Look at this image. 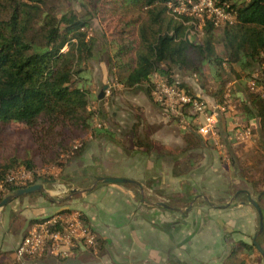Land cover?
Segmentation results:
<instances>
[{
  "label": "crops",
  "instance_id": "obj_1",
  "mask_svg": "<svg viewBox=\"0 0 264 264\" xmlns=\"http://www.w3.org/2000/svg\"><path fill=\"white\" fill-rule=\"evenodd\" d=\"M181 73L174 74L176 80L191 86L206 107L213 110L218 104L203 84L196 89L191 78L195 75L186 77ZM211 81L216 83L213 79ZM227 85H232L235 97L245 95L237 80L231 78ZM123 86L128 88L132 98L128 100L129 107H134L135 111L126 107L127 116H119L124 110L116 106L110 119L104 122L106 133L98 137L89 134V140L78 157L81 168L77 164L66 166L68 177L63 178L59 186L68 187L69 192L78 190V193H59L60 188L54 193L57 198H52L50 206L34 212L28 209L27 221L17 220L20 227L15 238H6L3 234L9 230L8 216L17 210V205L5 211L2 216L5 226L0 227V264H15L12 262L13 250L26 232L28 220L27 229L40 218L62 213L59 211L65 207L70 210L62 214L76 210L85 216L99 238L98 248L90 250L79 244L66 258L42 255L27 257L20 264H196L197 243L203 248L217 245V238L223 237L226 231L250 232L255 226L257 212L249 201L211 211L198 207L196 213L182 212L180 203L189 202V207L194 206L193 202L199 196L226 199L232 189L237 190L236 196H246L244 190L250 192L252 187L246 178L237 175L228 156H239L232 146L243 144L248 148L255 145L257 118L240 113L232 101L218 114L217 129L222 149L214 147L211 139L197 131L193 137L196 141L190 146L184 138L188 127L181 124L180 117L169 116L158 104L148 101L143 94L145 84ZM184 117L191 119L188 114ZM236 131L244 132L243 141L234 137ZM83 168H87L85 174L80 171ZM78 171L81 174L75 175ZM106 176L133 179L140 186L98 180ZM25 198L29 199L23 200L27 202L24 205L30 207L27 204L31 203V197ZM40 202L39 198L37 203ZM6 206L0 210H6ZM260 206L264 209L262 202ZM202 213L206 222L200 223ZM201 238H206L207 242L196 241ZM5 240L11 242L10 248H6L9 246H5Z\"/></svg>",
  "mask_w": 264,
  "mask_h": 264
},
{
  "label": "trees",
  "instance_id": "obj_2",
  "mask_svg": "<svg viewBox=\"0 0 264 264\" xmlns=\"http://www.w3.org/2000/svg\"><path fill=\"white\" fill-rule=\"evenodd\" d=\"M76 1L80 5L91 2ZM169 1L172 0H121L123 6L143 16L137 26V44L132 49L122 47L126 55L133 52V58L125 62L119 61L118 53L114 56L120 69L128 71L126 75L120 73L118 80L125 86L143 83L150 96L157 75L195 95L189 85L176 80L173 69L195 74L217 104L227 106L233 101L240 113L257 118L256 146L264 153V0H215L234 11L235 20L221 26L207 20L201 27V41L189 37L193 19H177L168 13ZM56 3L57 0H0V122L23 123L32 140L38 141L39 148L49 150L52 157L58 155L59 147L69 148L67 141L80 134L98 137L107 131L104 122L99 128L92 126L94 111L84 87L85 64L96 42L87 31L91 18ZM216 28H221L219 38L214 35ZM217 41L222 48L216 47ZM231 78L241 84L243 97H235L232 86L227 88ZM186 129L191 146L196 141V126ZM16 163L34 170L33 158H12L0 164V181ZM247 181L251 184V180ZM18 188L5 185L0 190V200ZM261 191L256 188L250 192L258 195ZM37 193L40 192L26 195ZM260 202H264V196ZM262 211L264 215L263 208ZM79 217L91 231L81 212ZM98 246L96 235L94 244L86 245L90 250ZM254 249L252 243L240 241L219 264H246L241 253L251 256Z\"/></svg>",
  "mask_w": 264,
  "mask_h": 264
},
{
  "label": "rangeland",
  "instance_id": "obj_3",
  "mask_svg": "<svg viewBox=\"0 0 264 264\" xmlns=\"http://www.w3.org/2000/svg\"><path fill=\"white\" fill-rule=\"evenodd\" d=\"M87 0H84L86 2ZM90 4H82L80 5L76 0H57L56 5L58 7H65L73 9L78 15H87L91 18L90 26L87 31L89 35H92L96 38V42L94 45V49L92 52V57L85 64L87 67L84 79V87L89 93V104L94 111V118L92 121V126L94 128H99L96 126L97 123L105 122L106 119H110L111 114L114 110H116V106H121L124 111H121L119 116H127L126 107L128 109H132L131 111H135L134 107L131 106L129 99L132 98L129 95L128 88L124 87L120 81L118 80L119 74H124V70L120 69L118 61H115V55L118 53L119 61H130L133 58V52H128L126 55L123 48L132 49L137 44V26L140 19L143 16V13L136 11L135 9L128 8L127 6H123L121 0H90ZM171 15V13L168 11ZM172 16V15H171ZM175 18V17H174ZM178 19V18H177ZM188 22L186 24H191ZM198 21L194 20V24H191L192 27L189 28L188 34L189 37L193 38L196 41H201L203 37L202 29L198 25ZM221 33V28H216L214 30L215 38H219ZM217 48H222V44L217 41ZM123 50V52H122ZM119 51V52H118ZM121 51V52H120ZM122 70V71H120ZM174 74L178 71L177 69H173ZM205 73L208 72L207 67L205 68ZM106 73V77H105ZM84 75V74H83ZM187 77L189 73H181ZM194 76V74H191ZM191 77V76H189ZM194 84H196V89L198 86L202 85L203 81L195 75L191 77ZM119 81V82H118ZM107 86L106 89L103 90V87ZM232 85H228L227 88H230ZM191 87V86H190ZM192 88V87H191ZM104 91V94L101 98H99V93ZM147 87L145 94V98L150 102H155L153 100V88L151 89L150 96L147 95ZM194 91V90H193ZM137 92L133 95L135 96ZM133 97V96H132ZM136 104V103H134ZM185 114L191 116L192 114L188 111H184ZM169 116H173V114H167ZM175 116V115H174ZM193 116V115H192ZM191 116L190 120L180 119L185 127L190 128L193 123V117ZM114 118V116L112 117ZM179 118V117H178ZM184 127V128H185ZM188 132V129H185ZM237 132V131H236ZM242 133V137H234L243 141L244 132ZM235 133V132H234ZM90 133H83L73 138L70 141H67L69 145L68 147H59L58 155L52 157L51 152L47 149L39 148L40 144L38 141H33L30 135L29 130L23 123L18 122H9V123H1L0 122V164H6L11 161L12 158H17L18 160H22L28 157L33 158L34 167L33 173L35 174L36 180L38 183H43L46 188L45 192H40L35 195H29L32 199L31 203L26 204L24 199H29L25 197L29 196H20L10 202L6 207V210L0 213V227L5 226V219H2L5 211L12 208L14 206L17 207V210L14 211L13 214L8 220V231H5L3 235L5 237L15 238L17 236V232L19 229L20 221H27L28 215L27 210L31 209V212L38 208L45 209L47 206L51 205V199L57 198L56 193L57 190L61 188L59 186L63 181V178L68 177L66 175V166L76 165L81 168L79 156L83 152L88 140ZM186 138V135L185 137ZM206 138V137H205ZM207 139V138H206ZM186 141V140H185ZM218 145H214L216 148L223 147V143L221 138H218ZM84 143V144H83ZM83 148L80 152L78 149L82 146ZM241 146V147H240ZM185 147L188 148L189 144L186 142ZM243 144L232 146L231 149L237 150L239 156L234 154V156H228L229 161L235 165L236 173L238 176L246 178L247 180H251L250 189L251 192L254 190L262 189L264 190V153L257 149L256 143L252 147L244 148ZM51 149V148H50ZM230 149V148H229ZM228 152L231 153L229 150ZM229 154V153H228ZM228 160V158H225ZM79 161V162H78ZM78 162V163H77ZM19 166H25L21 163H16L6 172L9 173L11 170L15 169ZM26 167V166H25ZM234 169V173H235ZM82 173L87 172V168H83L80 170ZM93 171V169H92ZM80 175L81 173H76L75 175ZM77 179V178H76ZM41 180V182H39ZM70 190V189H69ZM75 191V190H74ZM69 191H67L68 193ZM236 189H232L230 196L226 199L217 200L216 198L207 197L204 199L199 196L193 203L194 206L189 207V202L180 203L182 206V212L184 213H196V209L198 207H202L203 209H207L211 211L212 209L221 208L219 205H225L222 208H228L237 206L240 202L247 203L248 199L246 196H241L238 194L236 196ZM43 193V194H42ZM55 193V194H54ZM70 193V192H69ZM78 193L76 190L73 195ZM65 194V193H64ZM63 194H58V196ZM40 198V203H37V200ZM234 197V198H233ZM251 197L256 198L257 195L251 193ZM229 203V204H228ZM264 205V202H262ZM218 207V208H217ZM243 208V207H240ZM192 209V210H191ZM237 209V208H236ZM24 213L23 216L20 214ZM257 214V213H256ZM201 217L199 222H206L205 216L200 214ZM19 220V222L17 221ZM256 224L252 227L250 232L243 231L242 233L238 231L232 230V232H226L223 237L217 238V245L207 246L205 248L198 246L196 244V264H217L220 263L223 258L229 253L231 247L237 244L240 241H244L247 243H252V238L256 235L258 230V218L256 215ZM29 220L27 222V225ZM27 225H25L24 231L27 229ZM244 230V229H243ZM202 240V241H201ZM257 240L264 246V229L261 234L257 236ZM196 241H200L202 244L207 242L206 238L196 239ZM11 242L5 240V246H9ZM207 244V243H206ZM209 244V243H208ZM207 244V245H208ZM4 246V247H5ZM201 247V248H200ZM6 248H10L6 247ZM217 250L212 253V251ZM10 255V254H8ZM261 257H260V256ZM241 256L245 259L246 264H264V258L255 248L253 254L251 256H246L243 252ZM200 259V260H199ZM12 260L13 256H12ZM204 261V262H203ZM14 262V261H12ZM15 263V262H14ZM16 264V263H15Z\"/></svg>",
  "mask_w": 264,
  "mask_h": 264
},
{
  "label": "built area",
  "instance_id": "obj_4",
  "mask_svg": "<svg viewBox=\"0 0 264 264\" xmlns=\"http://www.w3.org/2000/svg\"><path fill=\"white\" fill-rule=\"evenodd\" d=\"M167 7L173 17H190L198 21L199 27H202L207 20L212 21L215 26L231 24L235 20V12L228 9L226 5L217 4L215 0H172L167 3ZM154 76L155 87L152 94L155 103L166 114H173L180 119L184 118V111L190 112L193 115L191 116L197 133L211 139L214 145H218V114L225 111L226 106L218 104L210 110L198 96L176 84H168L160 76ZM100 125L101 123L96 124L97 127ZM235 136L242 137V133L237 131ZM34 183H37L35 174L26 167L19 166L7 173L0 181V190L5 185H16L21 188ZM67 191L69 188L62 186L58 192ZM94 241L95 233L86 228L78 211L73 210L69 214H53L31 224L13 250V259L15 263L20 264L27 257L42 255L66 258L79 244L93 245Z\"/></svg>",
  "mask_w": 264,
  "mask_h": 264
},
{
  "label": "water",
  "instance_id": "obj_5",
  "mask_svg": "<svg viewBox=\"0 0 264 264\" xmlns=\"http://www.w3.org/2000/svg\"><path fill=\"white\" fill-rule=\"evenodd\" d=\"M104 89H106V86L103 87V90ZM103 90L99 93V95H98L99 98H101L103 96V94H104ZM98 180H103V181H106V182H115V183H133V184H137V185L140 186L139 182H137V181H135L133 179L125 178V177L106 176V177H99ZM45 191H46V188L44 187L43 183H34V184L29 185L27 187H21V188L15 189L14 191H12L11 193L7 194L6 196H4L0 200V209L5 207L10 202H12L14 199H16V198H18V197H20L22 195H26V194H30V193H34V192H45ZM75 192H76V190L75 191L71 190L70 193L73 194ZM244 193L246 194V197H247L249 203H251V205L255 208V210L257 212V215H258V230L256 232V235L252 238V244L255 246L257 251L264 258V248L261 246V244L257 240V236L259 234H261L263 229H264V215H263L262 208L260 206V201H261V199L264 196V190L259 192L256 198L251 197L250 192L247 191V190H244ZM68 198L69 197H67V199ZM165 206L169 207V208H172V207H170L168 205H165ZM224 206L225 205H219V207H221V208L224 207ZM65 208H62L60 210H63Z\"/></svg>",
  "mask_w": 264,
  "mask_h": 264
}]
</instances>
